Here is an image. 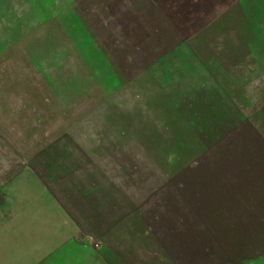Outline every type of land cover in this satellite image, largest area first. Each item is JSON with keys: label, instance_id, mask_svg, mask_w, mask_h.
I'll return each instance as SVG.
<instances>
[{"label": "rangeland", "instance_id": "obj_1", "mask_svg": "<svg viewBox=\"0 0 264 264\" xmlns=\"http://www.w3.org/2000/svg\"><path fill=\"white\" fill-rule=\"evenodd\" d=\"M7 180L0 264H264V0H0Z\"/></svg>", "mask_w": 264, "mask_h": 264}, {"label": "crops", "instance_id": "obj_2", "mask_svg": "<svg viewBox=\"0 0 264 264\" xmlns=\"http://www.w3.org/2000/svg\"><path fill=\"white\" fill-rule=\"evenodd\" d=\"M9 189H10V185L8 180L5 183L0 182V195L3 197L4 203L6 204L5 207L4 205H2V203L0 205V210H3L2 211L3 213H0L1 215H3L1 216V220L6 219L5 223L11 222L12 226H14V228L11 231H15L16 233H19L22 231V229L20 231V226L25 223V219H26V218L22 219L19 216H22L24 218V216L27 214L24 213L20 215L19 212L16 213L17 209L14 207L15 205H17V198L16 195L13 192H11ZM56 199L58 200L57 197ZM63 209L65 215L67 216V219L71 221L70 224L57 226L59 227L58 228L59 232L65 231L68 233L64 242L65 245L67 244L68 246L76 249L79 248L85 252H90L91 254L94 255H102L105 251V247L101 246L96 250L93 249L91 243L89 242V238L87 237V234L82 229H80L81 225L77 223L76 218L68 213L67 208H63ZM15 219L17 223H14Z\"/></svg>", "mask_w": 264, "mask_h": 264}, {"label": "water", "instance_id": "obj_3", "mask_svg": "<svg viewBox=\"0 0 264 264\" xmlns=\"http://www.w3.org/2000/svg\"><path fill=\"white\" fill-rule=\"evenodd\" d=\"M221 94H222L221 96L226 99L227 105H230L231 104V106H233V102L230 99L229 95H227L225 92L224 93L221 92Z\"/></svg>", "mask_w": 264, "mask_h": 264}]
</instances>
